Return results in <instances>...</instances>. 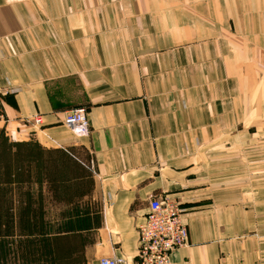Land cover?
I'll use <instances>...</instances> for the list:
<instances>
[{
    "label": "crops",
    "instance_id": "crops-1",
    "mask_svg": "<svg viewBox=\"0 0 264 264\" xmlns=\"http://www.w3.org/2000/svg\"><path fill=\"white\" fill-rule=\"evenodd\" d=\"M0 91L43 224L0 264H137L153 197L185 209L172 264H264V0H0Z\"/></svg>",
    "mask_w": 264,
    "mask_h": 264
},
{
    "label": "built area",
    "instance_id": "built-area-1",
    "mask_svg": "<svg viewBox=\"0 0 264 264\" xmlns=\"http://www.w3.org/2000/svg\"><path fill=\"white\" fill-rule=\"evenodd\" d=\"M4 120L6 115L0 91V121ZM35 122L41 123L42 117L36 116ZM65 124L78 136L87 135L90 132V122L86 108L68 111ZM184 214L185 209L175 199H151L146 220L138 226L137 264H172V253L189 244V230ZM100 264H125V260L116 256L104 257Z\"/></svg>",
    "mask_w": 264,
    "mask_h": 264
},
{
    "label": "trees",
    "instance_id": "trees-1",
    "mask_svg": "<svg viewBox=\"0 0 264 264\" xmlns=\"http://www.w3.org/2000/svg\"><path fill=\"white\" fill-rule=\"evenodd\" d=\"M14 146L6 141L0 144V235L43 228L38 220L42 209L37 205L41 195L32 191L42 181V167H32L39 156L29 149L13 153Z\"/></svg>",
    "mask_w": 264,
    "mask_h": 264
},
{
    "label": "rangeland",
    "instance_id": "rangeland-1",
    "mask_svg": "<svg viewBox=\"0 0 264 264\" xmlns=\"http://www.w3.org/2000/svg\"><path fill=\"white\" fill-rule=\"evenodd\" d=\"M251 175L253 176L254 174H248V176H250L248 179H251ZM258 174H255L254 176L256 177Z\"/></svg>",
    "mask_w": 264,
    "mask_h": 264
}]
</instances>
